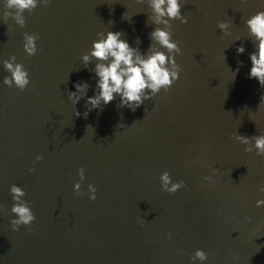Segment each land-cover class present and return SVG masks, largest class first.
<instances>
[{
    "label": "water",
    "instance_id": "95a60500",
    "mask_svg": "<svg viewBox=\"0 0 264 264\" xmlns=\"http://www.w3.org/2000/svg\"><path fill=\"white\" fill-rule=\"evenodd\" d=\"M4 4L0 264H192L197 248L208 253L207 264H264V207H256L264 199V156L234 139L264 134V87L248 76L254 46L245 25L264 0H185L188 23L172 21L179 79L134 112L117 97L87 118L95 77L82 55L107 31L147 52L155 28L147 0H51L26 11L23 28L4 20ZM222 21L230 34L217 27ZM25 32L39 34L34 56L23 50ZM12 55L29 72L24 91L2 83V61ZM84 81L87 96L74 106L68 94ZM81 167L84 195L73 191ZM164 171L185 186L163 191ZM12 184L24 188L36 216L19 231L10 224Z\"/></svg>",
    "mask_w": 264,
    "mask_h": 264
},
{
    "label": "clouds",
    "instance_id": "9594fccd",
    "mask_svg": "<svg viewBox=\"0 0 264 264\" xmlns=\"http://www.w3.org/2000/svg\"><path fill=\"white\" fill-rule=\"evenodd\" d=\"M50 3L51 0H5L6 10L3 17L5 21L11 17L17 25L23 28L26 24L24 16L26 11L31 13L38 6H47ZM184 3L185 0H147V6L151 10L148 20L155 25L150 33L152 43L147 52H141L138 46H131L128 40L123 38L124 33L121 31L97 33V39L93 40L90 51L81 57L83 67L94 73V94L87 96L90 87L87 81L76 82L75 91H70L68 94L74 106L87 96L83 113L85 118L93 109H98L102 105L107 106L117 97L119 107H127L134 112L146 100L158 95L161 90H169L179 79L181 69L176 56L181 53V48L179 43L172 39V21L188 23V17L181 12ZM126 13L122 18L130 20L131 16H127ZM245 25L254 46V51L249 56L251 67L248 76L256 79L261 87H264V10L250 15L245 20ZM230 26L231 24L227 21L217 24L221 32L226 35L230 34ZM38 39V33H23V50L27 56L36 55ZM137 43H139V37H137ZM236 51L242 54L245 52V47L240 45ZM93 62L95 67L90 68L89 65ZM2 63L4 71L8 73L3 77V85L24 91L31 81L29 72L23 63L17 62L15 55L4 59ZM261 103H264V96L261 97ZM75 115L79 117L81 113L77 111ZM88 127L91 128L90 125ZM234 139L250 145L245 148V151H255L256 155L264 156V134L251 138L235 135ZM253 140L254 143H251ZM42 159V156H36V161ZM34 170V168L29 169V171ZM77 172L79 180L73 184V191L78 195H84L82 182L85 180V169L81 167ZM159 179L161 189L169 194H174L185 186L184 181H173L168 171H164ZM207 179L204 177L205 181ZM9 191L13 200L10 210L13 217L10 221L12 231H19L22 226L30 227L36 220V216L32 211L30 201L24 199L26 196L24 188L12 184ZM258 191L264 192V185L259 186ZM96 193L95 185L88 184L86 193L88 198L95 200ZM256 207H264V199H258ZM137 222H142V218H138ZM167 235L171 239L172 234ZM208 260V253L202 248H197L191 256L192 264H207Z\"/></svg>",
    "mask_w": 264,
    "mask_h": 264
}]
</instances>
